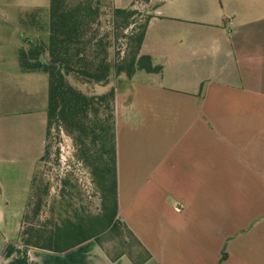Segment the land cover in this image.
<instances>
[{
	"label": "crops",
	"instance_id": "1",
	"mask_svg": "<svg viewBox=\"0 0 264 264\" xmlns=\"http://www.w3.org/2000/svg\"><path fill=\"white\" fill-rule=\"evenodd\" d=\"M140 56L153 71L118 80L114 111L118 219L142 252L19 243L49 104L21 69L35 89L0 83V264H264V0H159Z\"/></svg>",
	"mask_w": 264,
	"mask_h": 264
},
{
	"label": "trees",
	"instance_id": "2",
	"mask_svg": "<svg viewBox=\"0 0 264 264\" xmlns=\"http://www.w3.org/2000/svg\"><path fill=\"white\" fill-rule=\"evenodd\" d=\"M94 1L79 0L76 5L69 6L68 0H50L48 44L20 51V66L24 73L48 75L47 137L53 125L73 137L77 158L90 170L92 182L100 192L101 212L95 216L67 219L61 222L63 224H55L52 220L44 226L32 225L40 223L46 206L45 195L37 188L36 172L19 238V243L26 247L61 253L92 239L100 242V236L117 230H125L138 243L118 219L116 90L112 88L106 94L90 96L72 84L70 78L76 83L86 81V84L106 87L112 74L132 79L137 71L152 72L148 59L140 56L151 16L140 23L135 20L136 10L114 9L115 26L123 30L132 27V34L125 38L132 42L135 51L131 59L120 58L119 54L113 66L107 53L109 43L98 39L93 30L98 9ZM100 107L110 110L104 120L99 118Z\"/></svg>",
	"mask_w": 264,
	"mask_h": 264
},
{
	"label": "rangeland",
	"instance_id": "3",
	"mask_svg": "<svg viewBox=\"0 0 264 264\" xmlns=\"http://www.w3.org/2000/svg\"><path fill=\"white\" fill-rule=\"evenodd\" d=\"M30 1L0 0V83L4 91L6 87L15 89L13 79L17 77L19 95L26 94L29 89H35L33 81L24 78L26 76L21 74L20 51L23 49L30 51L37 45H44L49 38L46 26L50 20V0H40L38 4ZM78 1L68 0V5L74 6ZM94 2L98 9L93 30L98 39L109 43L107 47L109 62L114 66L119 60L117 58L119 54L120 58L131 59L135 51L134 45L125 37L132 34V27L123 30L115 26L109 0ZM158 3L159 0H138L134 9L138 13L135 20L144 23ZM34 24L39 26H32ZM44 77V85L49 89V77L45 74ZM124 78L125 75L112 74L111 81L106 87L86 84V81L81 84L76 83L73 78H70V82L90 96H100L112 88L116 90L118 80ZM41 86L42 83L39 88ZM24 87H26L25 91ZM111 104L109 102V105ZM109 115L110 110L99 108L100 119L104 120ZM46 145V152L37 169V188L39 193L45 195L46 206L40 216V223H32V225L44 226L51 224L48 221L52 220L55 224H63L61 222L67 219L99 215L100 192L92 182L90 170L77 158V147L73 137L63 128L58 129L53 125ZM99 240L106 244L104 245L106 250H129L135 254L142 252L136 241L125 230L107 232L100 236ZM108 241L111 243H106Z\"/></svg>",
	"mask_w": 264,
	"mask_h": 264
}]
</instances>
